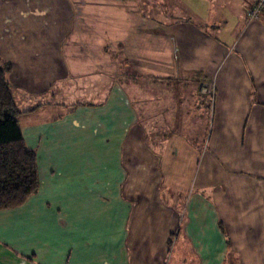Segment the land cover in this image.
Masks as SVG:
<instances>
[{
    "label": "crops",
    "instance_id": "crops-1",
    "mask_svg": "<svg viewBox=\"0 0 264 264\" xmlns=\"http://www.w3.org/2000/svg\"><path fill=\"white\" fill-rule=\"evenodd\" d=\"M256 3L0 0L40 178L0 212V264H264Z\"/></svg>",
    "mask_w": 264,
    "mask_h": 264
},
{
    "label": "trees",
    "instance_id": "trees-1",
    "mask_svg": "<svg viewBox=\"0 0 264 264\" xmlns=\"http://www.w3.org/2000/svg\"><path fill=\"white\" fill-rule=\"evenodd\" d=\"M11 70L0 54V212L23 207L40 188L38 159L24 140L8 82Z\"/></svg>",
    "mask_w": 264,
    "mask_h": 264
},
{
    "label": "built area",
    "instance_id": "built-area-1",
    "mask_svg": "<svg viewBox=\"0 0 264 264\" xmlns=\"http://www.w3.org/2000/svg\"><path fill=\"white\" fill-rule=\"evenodd\" d=\"M262 13H264V0H257V3L255 4L254 8L247 12V17L250 20H258ZM200 93L203 96H209L211 98V100L207 102V106L210 108L213 107L215 98V90L213 89V87L211 85L203 87L201 88Z\"/></svg>",
    "mask_w": 264,
    "mask_h": 264
},
{
    "label": "rangeland",
    "instance_id": "rangeland-1",
    "mask_svg": "<svg viewBox=\"0 0 264 264\" xmlns=\"http://www.w3.org/2000/svg\"><path fill=\"white\" fill-rule=\"evenodd\" d=\"M123 85H124V87H126L125 84H123ZM126 88H128V87H126ZM135 89H136V91H139V92L142 91L141 88H135Z\"/></svg>",
    "mask_w": 264,
    "mask_h": 264
}]
</instances>
